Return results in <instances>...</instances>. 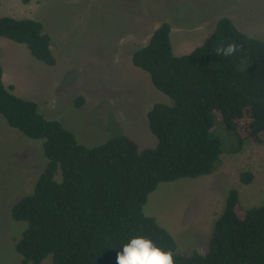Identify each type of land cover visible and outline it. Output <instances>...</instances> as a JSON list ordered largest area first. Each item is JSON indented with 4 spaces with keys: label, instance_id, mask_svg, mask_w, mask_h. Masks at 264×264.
<instances>
[{
    "label": "trees",
    "instance_id": "1",
    "mask_svg": "<svg viewBox=\"0 0 264 264\" xmlns=\"http://www.w3.org/2000/svg\"><path fill=\"white\" fill-rule=\"evenodd\" d=\"M171 26L164 22L146 46L132 53L133 66L148 73L156 90L172 100L147 114L155 147L139 150L125 135L88 148L59 122L46 119L32 102L2 83L0 115L8 127L42 141L46 163L31 193L11 209L26 228L15 242L22 264H116V253L134 236L151 239L173 253L174 264H264V206L242 209L238 192H227L213 225L208 251L180 255L171 234L144 214L148 196L161 183L214 173L223 154L213 137L214 115L237 139L264 144V42L240 32L221 18L206 40L176 57ZM24 45L34 59L55 66L51 38L32 19L0 17V39ZM237 45L229 57L216 49ZM84 99L75 100L77 108ZM60 174V180L55 176ZM251 174L240 175L241 182Z\"/></svg>",
    "mask_w": 264,
    "mask_h": 264
},
{
    "label": "rangeland",
    "instance_id": "2",
    "mask_svg": "<svg viewBox=\"0 0 264 264\" xmlns=\"http://www.w3.org/2000/svg\"><path fill=\"white\" fill-rule=\"evenodd\" d=\"M0 17L41 23L56 59L55 66H47L24 45L3 39L0 59L12 93L34 102L46 119L59 122L88 148L120 135L139 150L157 144L147 114L157 103L173 102L133 66L131 56L162 23L171 26L176 57L199 47L221 18L264 42V0H0ZM79 97L84 102L77 108ZM211 132L222 146L219 168L159 184L143 210L171 234L183 256L208 251L230 189L238 192L242 209L264 206V144L248 139L233 152L237 139L217 115ZM45 163L42 141L8 127L0 115V264H22L14 245L26 223L14 221L11 209L32 192ZM243 173L251 174L250 183L241 182ZM40 264H53L51 255Z\"/></svg>",
    "mask_w": 264,
    "mask_h": 264
},
{
    "label": "clouds",
    "instance_id": "3",
    "mask_svg": "<svg viewBox=\"0 0 264 264\" xmlns=\"http://www.w3.org/2000/svg\"><path fill=\"white\" fill-rule=\"evenodd\" d=\"M237 45L228 44L216 49V55L232 56ZM116 264H174L173 253L158 247L151 239L134 236L116 253Z\"/></svg>",
    "mask_w": 264,
    "mask_h": 264
},
{
    "label": "crops",
    "instance_id": "4",
    "mask_svg": "<svg viewBox=\"0 0 264 264\" xmlns=\"http://www.w3.org/2000/svg\"><path fill=\"white\" fill-rule=\"evenodd\" d=\"M3 39L4 38L0 39V43H1V41H3ZM1 64H2V62H1V59H0V67H1V70H2V83H3L5 88L11 89V91L13 92L14 89H13L12 85H9V76L7 75V73L5 72V70L3 69Z\"/></svg>",
    "mask_w": 264,
    "mask_h": 264
}]
</instances>
